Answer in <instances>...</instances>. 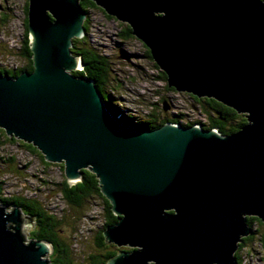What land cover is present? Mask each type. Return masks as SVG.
<instances>
[{"label":"water","instance_id":"obj_1","mask_svg":"<svg viewBox=\"0 0 264 264\" xmlns=\"http://www.w3.org/2000/svg\"><path fill=\"white\" fill-rule=\"evenodd\" d=\"M131 27L167 85L246 116L232 134L166 122L137 129L76 76L85 36L80 0H28L34 69L0 73V128L64 163L71 183L90 169L118 216L104 232L120 249L106 264H237L264 221V0H92ZM125 56L123 50H120ZM169 107L164 104V109ZM36 218L0 205V264H50V242L27 241Z\"/></svg>","mask_w":264,"mask_h":264},{"label":"rangeland","instance_id":"obj_2","mask_svg":"<svg viewBox=\"0 0 264 264\" xmlns=\"http://www.w3.org/2000/svg\"><path fill=\"white\" fill-rule=\"evenodd\" d=\"M27 2L0 0L2 67L15 68L26 64L21 44L26 30ZM86 25L85 47L93 48L108 59V87L114 88L112 92L128 116L149 120L182 114L180 121L183 123H209L202 102L187 92L169 89L167 80L160 76L162 70L149 57L146 45L125 32L126 23L108 15L102 7L91 4ZM120 50L125 53L124 57ZM164 104L169 105L166 110ZM42 154L41 151L33 153L14 141L0 144L2 194L34 197L41 201L62 220V236L72 246L73 264H92V255L101 253L97 235L104 226L105 203L102 198L94 197L83 209L68 205L56 187L65 174L64 163L52 162L46 167ZM252 228L253 235L246 238L239 251L242 264H264V221L254 219ZM29 239L30 231L27 241ZM127 248L130 247L120 249L130 250ZM51 254L45 257L49 259Z\"/></svg>","mask_w":264,"mask_h":264},{"label":"trees","instance_id":"obj_3","mask_svg":"<svg viewBox=\"0 0 264 264\" xmlns=\"http://www.w3.org/2000/svg\"><path fill=\"white\" fill-rule=\"evenodd\" d=\"M82 9L87 12L89 6L96 5L92 0H80ZM28 13V2L26 3V14ZM87 19L84 21L85 33L87 29L86 25ZM127 34L133 35L131 27L126 25ZM134 36V35H133ZM84 36L81 38H73V46L71 52L74 55H81L83 58L84 68L72 71L76 76L86 77L93 79L99 91H101L105 104L107 108L114 114L119 116L121 120L129 122L134 125L137 129H154L166 122H174L182 125H193L195 122H185L180 121L182 114H177V117H163V118H149V120L139 118L136 116H128L125 111L122 110L119 105L118 98L112 92V89L108 87L109 76H110V65L106 56L100 54L91 47H85ZM30 37L28 31V18L26 16V30L25 36L21 44V53L25 57L26 64L15 67V68H5L0 66V73H6L12 77H16L23 71L32 72L34 69L32 61V51L30 48ZM147 52L149 57L152 58L150 50L147 47ZM156 64V63H155ZM157 66V65H156ZM158 67V66H157ZM164 78L167 79L166 74ZM192 95V94H191ZM199 102L203 103L204 109L207 111L209 116V123H201L207 129L217 128L222 134L228 135L238 131L241 126L247 123L245 114L238 113L231 107H228L221 102L207 97H197L194 96ZM0 144L6 143L8 141L18 142V144L24 146L29 151L33 153H39L40 151L32 143L25 142L18 139L15 136L8 135L3 128H0ZM45 166L48 167L52 162L47 161L44 155H41ZM62 167L65 169L64 165ZM59 192L62 194L64 200L68 205L75 209H83L85 205L91 202L94 197H100L105 203L106 218L104 226L98 231L97 243L101 249V253L92 255V264H106L109 258L115 255L120 249L116 248L114 244L107 243L104 239L103 232L105 228L115 223L118 216L114 215L111 210L110 201L102 194L99 179L95 173L90 169H82V177L80 180L71 183L64 174L62 180L56 184ZM3 182H0V205L6 207L7 210H13L14 207H18L21 212L25 215L34 216L36 218L35 228L30 231V240H43L50 242L54 251L52 252L49 261L50 264H73V252L72 246L66 241L62 236V220L52 211L49 210L41 201L35 199L34 197H25L22 195H11L4 196L3 194ZM260 220L255 216H248L246 218L248 224L252 227L253 220ZM243 238L242 242L239 244V248L235 255L237 258V264H242L239 251L244 246V241L247 237ZM27 240V238H26ZM132 249V248H127Z\"/></svg>","mask_w":264,"mask_h":264},{"label":"flooded vegetation","instance_id":"obj_4","mask_svg":"<svg viewBox=\"0 0 264 264\" xmlns=\"http://www.w3.org/2000/svg\"><path fill=\"white\" fill-rule=\"evenodd\" d=\"M147 47V46H146ZM149 55V54H148ZM160 76H162L163 78H164V74L162 73V71H161V74H160ZM169 89H174V88H169ZM113 244V243H112ZM117 246V245H116ZM118 247V246H117ZM120 249V248H119ZM133 249V248H132ZM131 249V250H132Z\"/></svg>","mask_w":264,"mask_h":264},{"label":"built area","instance_id":"obj_5","mask_svg":"<svg viewBox=\"0 0 264 264\" xmlns=\"http://www.w3.org/2000/svg\"><path fill=\"white\" fill-rule=\"evenodd\" d=\"M195 124L199 125V124H200V122H198V123H195ZM213 129H215V130H218L217 128H213Z\"/></svg>","mask_w":264,"mask_h":264}]
</instances>
